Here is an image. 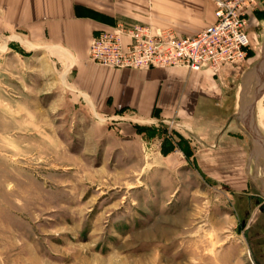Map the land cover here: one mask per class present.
Here are the masks:
<instances>
[{"label": "rangeland", "instance_id": "374dc122", "mask_svg": "<svg viewBox=\"0 0 264 264\" xmlns=\"http://www.w3.org/2000/svg\"><path fill=\"white\" fill-rule=\"evenodd\" d=\"M260 33L245 91L249 105L260 97L264 123V24ZM66 66L46 44L0 33V264H222L226 246L264 264L257 189L239 232L224 192L144 139H122L72 89Z\"/></svg>", "mask_w": 264, "mask_h": 264}, {"label": "crops", "instance_id": "0c3cea01", "mask_svg": "<svg viewBox=\"0 0 264 264\" xmlns=\"http://www.w3.org/2000/svg\"><path fill=\"white\" fill-rule=\"evenodd\" d=\"M214 9L212 0H0V33H19L63 54L72 89L95 115L111 121L122 139H144L163 160L176 158L191 175L224 192L235 228L242 232L252 186L264 203V129L256 111L260 97L249 105L245 91L259 59L254 51L264 2L247 16L252 47L247 60L224 64L217 74L185 66L116 69L88 57L97 32L140 25L152 32L171 30L176 37L194 36L215 22ZM122 42L126 45L129 38L123 35ZM253 242L264 255V235ZM221 251L222 264H246L242 256L232 258L228 246Z\"/></svg>", "mask_w": 264, "mask_h": 264}, {"label": "built area", "instance_id": "2783aa9c", "mask_svg": "<svg viewBox=\"0 0 264 264\" xmlns=\"http://www.w3.org/2000/svg\"><path fill=\"white\" fill-rule=\"evenodd\" d=\"M215 22L194 36L176 37L171 30L115 27L100 31L90 41L88 57L116 69L185 66L190 70L220 72L224 64H240L251 51L247 16L264 0H212ZM129 38L123 45L122 36Z\"/></svg>", "mask_w": 264, "mask_h": 264}, {"label": "bare ground", "instance_id": "6f19581e", "mask_svg": "<svg viewBox=\"0 0 264 264\" xmlns=\"http://www.w3.org/2000/svg\"><path fill=\"white\" fill-rule=\"evenodd\" d=\"M261 66V65H260ZM262 66L263 67H261V68H263L262 70H264V60L262 61ZM264 72L262 71V74H263ZM260 126L264 129V123H260Z\"/></svg>", "mask_w": 264, "mask_h": 264}]
</instances>
